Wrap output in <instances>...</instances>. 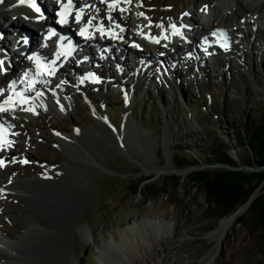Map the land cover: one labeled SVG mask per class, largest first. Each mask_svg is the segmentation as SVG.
<instances>
[{
	"label": "rangeland",
	"instance_id": "obj_1",
	"mask_svg": "<svg viewBox=\"0 0 264 264\" xmlns=\"http://www.w3.org/2000/svg\"><path fill=\"white\" fill-rule=\"evenodd\" d=\"M197 1L141 0V8L144 7L143 4L154 5V16L158 18V22L162 21V15L168 16L163 19L167 22L173 18L178 20L186 15V10L190 9L196 11V17H202L209 12L210 7L207 8L206 5L200 4L211 2L219 9L221 7L230 8V3L234 4V8L240 6L239 0H210V2L200 0L199 3ZM246 1L257 8L264 4V0H259L258 3L253 0ZM132 2L122 6L129 7L127 9L129 11ZM133 6H135L134 3ZM173 6L174 12L171 10ZM257 8L255 10L259 9ZM93 12L95 11L91 13L94 14ZM137 14L134 11L133 17L137 18ZM217 14H220L219 10L215 11L214 16ZM134 18L132 20H135ZM243 18L250 21V18ZM14 21H11L9 26L12 25L15 28V24H12L16 23ZM132 23L136 27H141L135 25L134 21ZM232 23L235 24L236 19L228 18L224 25L230 27ZM252 23L257 25L255 20ZM257 27L261 31L260 39L254 37L248 41L246 38L245 43L242 35H231L232 41L236 38L237 41L234 42L241 43L244 47L242 54L236 57L238 61L232 62L231 68L227 63L228 58L224 56L226 60L224 59L221 65L216 62L210 65V69L206 71L208 72L207 77L202 81H194L191 84L183 83L179 87L180 94H176L178 99L173 98L171 92L166 93L161 89V84L164 82L162 83L159 77L156 80V69L154 73L153 71L150 73V78L154 77V84L160 89L150 87L149 91L141 90L139 85L134 86V81L126 80L125 85L131 84L134 91L140 89L135 102L131 105L132 114L130 115L129 111L125 110L129 106L122 101L123 96L109 91L101 93L100 97L96 94L89 95L91 99L93 97L97 99V105L94 104L98 111L96 113L104 118L106 114L109 115V110L111 117H108L113 120L117 128L122 125L121 119L123 126L125 123L130 125L129 128L125 127L122 134L119 133L123 137L121 143L117 144L113 137L114 132L97 118L100 122L98 123L94 116L90 115V109L84 108L80 103L78 104L82 108L79 112L72 113L71 118L65 120L56 118L55 121L51 115L31 117L26 120L16 119L22 124L15 134L24 133L31 138L33 135L34 138L37 137L35 141H30V147L27 146L28 140L24 137L26 150L29 155L37 159L31 163L41 162V166L48 165L42 170L37 168L34 174L30 170V176L25 172L21 173L23 179L28 181L38 175V172L45 174L44 170L49 168L50 173L57 176L55 182H63L68 186L67 189L81 193L75 201L73 212L70 213L69 222L72 223H69L64 231L68 257L62 264H96L99 257L98 251L105 242L112 240L111 234L118 238V233L128 226L129 222L149 221V219L159 221L161 228L155 243L141 241V249L145 251L141 256V264H156L154 262L157 264H204L207 255L214 253L213 245L207 241L206 234L215 227L221 215L219 216L220 212L216 205L207 202L200 189L198 190L188 180L193 172L199 170L240 171L248 174L262 172L263 178L252 195L257 193L254 200L257 198L264 200V168L256 171L254 169L257 166L247 164L250 149L243 140L244 127L250 124L252 118L264 114V47H262L264 26L261 25L260 20ZM192 28L195 30V27L192 26ZM225 29L230 30V28ZM200 30L202 29L198 31ZM212 30H207L210 35ZM145 49L134 52L139 55H150L151 53H146ZM234 53L233 51V55ZM193 54L195 55L194 52ZM164 58L169 57L164 56ZM125 61L129 59L124 56L122 64ZM159 61L161 59L157 61L158 64ZM132 62L137 64L134 60ZM172 62H174L172 70L168 71L166 76L170 73L173 76L177 75L175 61L172 60ZM161 64H164L163 60ZM162 74L164 73L160 74L161 77H163ZM68 78L69 75L58 77L65 84L67 92L74 89L73 85L68 83ZM179 98L182 100L179 101ZM124 103L125 106H123ZM103 112L106 114L104 115ZM189 120H191L190 124ZM31 121H34L35 125L26 127V123ZM140 121H143L144 125ZM22 128L25 130L23 131ZM51 128L64 133L65 143L55 139L51 134ZM239 134L243 135L239 138ZM165 135L169 143L168 149L171 146L169 153L172 157L170 154L169 156L172 161L166 157L164 152L167 148ZM18 147L16 148L19 151ZM36 147L39 148L36 149ZM217 147L227 152L230 160L236 165L217 162L215 158ZM180 158L190 165L179 164L177 160ZM175 162L178 164H174ZM168 164L175 169L188 171V173L185 175L159 174L157 170ZM13 169L14 167L9 170ZM60 171L61 173L57 174ZM140 177L146 179L141 184V189L147 185H154V189L161 195L153 197L149 191L145 190L143 194H132L127 186ZM173 178L179 179L178 185ZM1 179L2 182L5 177ZM43 179L50 180L49 178ZM34 199L35 201H32ZM39 202L44 203L47 200L32 194L30 200L25 201L28 206L29 204L34 205L39 215L46 218V210L38 204ZM12 208L16 209L11 211L12 221L21 224L22 228L27 227L29 208L22 209L18 204L11 205L10 209ZM249 208L239 217L242 221H238V218L226 236L224 243L214 256V264H264L263 231L255 222L254 213L250 212ZM1 226L2 223H0V230ZM7 230L14 235L19 233L16 228L5 227L4 232ZM107 251L106 264H124L118 259L119 257L124 259L118 248H109Z\"/></svg>",
	"mask_w": 264,
	"mask_h": 264
},
{
	"label": "bare ground",
	"instance_id": "obj_2",
	"mask_svg": "<svg viewBox=\"0 0 264 264\" xmlns=\"http://www.w3.org/2000/svg\"><path fill=\"white\" fill-rule=\"evenodd\" d=\"M105 1H107L109 4L114 2V0H105ZM253 1H255V3L259 2V0H253ZM128 2L129 1L127 0L126 1L119 0V3L116 4V6L121 5V4L127 5ZM82 4L84 3L78 2L77 6H80ZM232 5L228 9L223 8V7L220 8L219 9L220 14H217L216 16H214V13L215 11H218V10L216 9L217 6H214L212 9L209 10V13L207 15L208 18L207 19L205 18V20L203 17H199V19L194 18L195 15L187 11V15L185 16L184 19L181 20V24L185 23L186 21H190L192 26L196 27L197 29H199L198 24H201L202 26H206L208 31L213 29L211 31V34L217 33L218 35L219 30L217 31V29H220L222 27V20L224 19V22H227L228 18H231V19H237L236 23L233 25L236 28L232 29V32L234 34H242L243 36L244 35L249 36L248 39H250L252 37V34L250 33L246 35V33L244 32L246 28L249 26H252L253 34L255 33L254 29H256V33L261 34V31L259 30L257 25L248 21L247 19H244L243 17L249 18L251 14L258 13L260 15L259 17L260 23L262 26H264V23H263L264 22V4L258 7L259 8L258 10H255L256 6L253 7L251 3L246 2L245 0H240L239 8H233ZM108 11L110 12V14L113 13V10L110 11L108 9ZM5 12H10L9 14L10 16L17 15L16 16L17 22L12 23V24H17V26H19L20 28V32L25 33L26 36H33L35 34V31H33L32 27L36 26V24L32 23L31 19L32 17H36V14L28 10L27 2L24 4H21L20 2H13V3L6 2L4 5L0 7V16ZM23 14L27 18H29L28 24H26V20L22 19L21 17V15ZM219 15H220V18H219ZM86 18H91V17L86 16ZM239 19L242 20V22H240ZM25 25H28L30 29L26 28ZM10 27L12 29H15L13 28L12 25H10ZM109 28L112 29L111 27ZM0 31H3V30L0 28ZM111 31L112 30H110V32ZM142 32H145V31H142ZM180 32L182 33V35H180L181 37L182 36L185 37V34L191 37V39L189 37L188 38L185 37L186 39L184 40V44L187 45L186 50L188 52H192V54L194 51L191 50L190 42L198 41V43H202V44L205 43L206 37L203 34L207 32L206 30L202 33L200 32L197 33V30L195 31L192 28V30L188 34L187 33L188 30L182 28ZM163 33L167 37V39L163 38L165 37L164 35H162L163 37H161V39L165 40L164 41L165 44L167 45L175 44L176 38L174 37V35L172 36L170 35L171 34L170 29H166L165 32L163 31L161 32V34ZM114 34L115 32L113 33V35ZM125 35L128 38H131V35H129L127 32H125ZM15 38L19 39L20 34H16ZM260 38L261 36L258 37L257 39H260ZM101 39L102 38H97V40H101ZM131 39H134V38H131ZM235 39L234 41H237ZM135 41H136V47L133 51H141V50H137V48L141 46V44H144V45L147 44L148 46H151V47L154 45L152 42L146 41L145 39H142V37L140 36H137ZM103 45H106V43L100 45L99 47ZM208 45H209L208 46L209 48L219 51L217 48V42L216 44H214V40H213V43H209ZM241 47L242 46L240 44L234 43L230 46V49L236 52H241ZM208 51L211 52V50H208ZM178 52H179V49L176 48V52H174L172 55H167V57L175 61L174 57L179 56ZM135 56L137 57V54H135ZM143 56L146 57V55H143ZM147 57L153 63V67L150 68V70L147 69V71L149 70L150 73L153 71L154 73V70L157 69V65H160L157 63L159 58L157 59L151 54L148 55ZM89 62H92V61H88L87 63ZM136 62L137 64H139V61H136ZM22 63H23L24 70L25 71L31 70L34 76L35 71L30 67L28 62L22 61ZM73 69L76 74H80L83 71L81 67H77ZM14 75H15V71L11 69L9 71V67H7V73L5 74L1 73V68H0V85L4 87L3 81L7 83L9 78L13 77ZM162 76L171 77V73L168 74L167 76L165 74H162ZM138 77L139 79H144L147 82L149 81L150 83H153V84L155 83L154 77L150 78V75H147L146 73L141 72V70L138 71ZM159 77H161V75H159ZM80 85H82L80 81L76 82L75 89L78 91L79 90L81 91ZM84 85L86 84L84 83ZM137 85L138 84L135 83L134 86L136 87ZM37 86L41 87L42 93L51 92V90L49 89V83L43 84V83L38 82L35 85L36 87L35 91L38 90ZM167 86L169 87L170 91L174 93L175 88L171 87L170 85H167ZM18 88H20V86H18ZM52 93L56 99L52 101V104L46 102L44 100V97L43 98L39 97L35 100H30V103L25 106L34 107L35 110L37 109V107H45L49 110L58 109L60 111L66 112L68 110L66 107V103L64 100H62L59 97L58 91L54 90ZM35 96H36V93H35ZM126 112H128V110ZM97 117L98 119L103 118L101 114L99 113H97ZM125 127L129 128L130 125L128 123H125V126L122 127L123 132H124ZM59 140L65 143L64 141H62V139H59ZM165 140H166V135H165ZM15 146L18 147L17 144ZM18 148H19L18 153L23 152L20 146ZM1 157L2 155L0 154V158ZM169 163H170V159H169ZM60 170L62 171V169ZM44 171H45V174L43 175V178H49L50 179L49 181L44 180L42 177L36 180H33V181L32 180L22 181V180H14V179L6 181L5 179L0 184L1 190L14 191L16 195L20 197L19 199L24 198V200H30V195L33 194L35 197H39L40 199L46 198L47 200V202L38 203L39 205H42L45 208L46 214H47L46 218H42L43 216L41 215L42 216L41 217L39 215V213L36 210V207L32 204L31 205L29 204V206L27 205L29 207V211L27 214V224H28L27 227L22 228L21 224L16 222L14 223V228H16L19 231L17 235L11 234L10 230H7L6 232H4V234L7 237H9L11 240H3V242L0 241V264H62V262H64V260H66L68 257V253L66 251L67 246L65 245L67 241L65 240L64 231L68 227L69 223L70 224L72 223V222H69V217L71 215L70 213L73 212L72 209L75 206V201L81 193L77 190L74 191V190L67 189L68 186L65 185L63 182H55L54 180H56L57 176L52 175L49 171V168H46ZM61 171L57 172V174H60ZM157 171L159 172V174L177 173V174L185 175L186 173H188V171L186 172L185 170L182 171L179 169H175L171 164H168L167 166L163 168H159ZM2 194H5V192H2ZM255 196H257V193H254L251 196L249 201L239 206L235 211L221 217L217 221V224L215 225V227L211 229L209 232H207L206 238H207V241L212 243L214 253L211 255L209 254L207 255V257L205 258L204 264H214L215 263L214 256L216 252H218V249L224 243L226 236L230 233L231 229L236 224L237 219L242 214H244L249 208V206L252 204L251 202L255 199ZM32 201H35V199ZM160 228L161 227L159 226V221H157L156 219H149V221L142 220L140 222H134V223L129 222V225L124 227L118 233V238H115L114 235L111 234L112 240L108 241L107 243L105 242L104 243L105 246L103 245V247L100 248L99 250L100 254L97 259L98 264H106V261L108 260L107 253L108 251H110V250L107 251V249L109 248L111 249L114 247L118 248L119 252L123 254L124 259H122L121 257H119L118 259L121 262L123 261L124 264H141V256L145 252L143 249H141V241H148L150 243H155V240H156V237L158 235V231L160 230ZM114 261L117 262V260H114ZM154 261L155 259L153 260V262ZM154 263L157 264V262H154Z\"/></svg>",
	"mask_w": 264,
	"mask_h": 264
},
{
	"label": "trees",
	"instance_id": "obj_3",
	"mask_svg": "<svg viewBox=\"0 0 264 264\" xmlns=\"http://www.w3.org/2000/svg\"><path fill=\"white\" fill-rule=\"evenodd\" d=\"M244 137L243 140L246 142V146L250 149L248 154V165L249 166H264V114H260L257 118H252L249 125H246L243 129ZM243 134H239V138ZM215 158L217 162L221 164L228 163L231 166L236 165L230 160L227 152L217 147L215 149ZM179 164L190 165L187 162H183L184 159L180 158L177 160ZM175 164H178L175 162ZM263 178L262 172L245 173L240 171H227V170H213L204 171L199 170L193 172L188 180L196 187L200 192L205 195L207 202L214 203L218 208L220 214L224 216L228 213L235 211L239 206L244 204L253 191L260 183ZM176 184H179L178 178H173ZM146 179L140 177L133 183L129 184L132 194L136 195L143 192H148L153 196L157 197L161 193L154 189V185L145 186L141 189V184ZM145 190V191H144ZM146 196V195H145ZM147 201V200H146ZM249 211L254 213V220L260 226L263 231L264 239V200L257 198L252 202ZM238 221H242L241 218Z\"/></svg>",
	"mask_w": 264,
	"mask_h": 264
},
{
	"label": "snow or ice",
	"instance_id": "obj_4",
	"mask_svg": "<svg viewBox=\"0 0 264 264\" xmlns=\"http://www.w3.org/2000/svg\"><path fill=\"white\" fill-rule=\"evenodd\" d=\"M26 2L31 3V0H20L21 4H24ZM130 2V0H129ZM0 3H3V0H0ZM119 3V0H114L113 3L109 4V10H113V8L116 6V4ZM31 6L33 8L36 9L37 12L40 11V9L38 7H36L35 3H31ZM73 9H75V5L73 4V0H67V3L61 4V11L59 13H57V15L60 17L58 23L64 25L67 24L69 22L68 17L72 15L73 13ZM97 11H99L97 9ZM123 11V9H122ZM84 12V8H79V9H75V22L77 24L81 23V19H82V14ZM140 15H143V13H141ZM92 19H89L87 21V24L84 27H81L79 30V35L84 36L86 39H91L92 38V33L89 32V28L93 27V23H92ZM109 20H111V16H109ZM117 27H119L117 25ZM158 27H163L162 25H158ZM171 28L173 29V35H182V33L180 32V30L176 27V25H171ZM97 31H99L101 33V35L104 34L105 30L103 28V26L101 25L100 27L96 28ZM121 31H123V29H121ZM56 33L52 30L49 31V37L52 35H55ZM212 35H217V33H213ZM219 35L221 37L224 36V33L221 32L219 33ZM148 39H151L153 42L155 43H159V39L157 38H152V37H147ZM164 39H167V37H163ZM205 43H207V38H205ZM225 47H227V44L224 45ZM71 47H69L67 49V51L64 50V48L62 47L61 50L56 54V58L59 59L61 56H66V55H71ZM28 60L33 61L35 63L36 66V71H35V75L33 76L31 70H26L23 73V80H21L20 82H26L27 83V87H25L24 89L17 91L16 90V86L18 81L17 80H13L12 82L9 83L8 85V89L11 90V94L7 96V98H5L2 102H0V113H6V112H15L17 110V108H19V110L21 111H25V112H35V108L34 107H25V105H28L30 103V100H35L39 97H41L43 95L42 92L40 91H36V96L29 98L28 96L25 95L26 92L29 91H33L35 90V85L39 82V83H43V84H48L50 83V81L45 80V79H41L43 77L46 76H52L55 75L56 73V67H55V63L56 61L53 60L51 62L48 63H42L41 59L37 56H29L27 57ZM3 61L0 60V67H2L3 65ZM83 82V80H81V83ZM63 83V82H62ZM59 87V85H58ZM5 92V89L0 88V95H3ZM7 135V130L4 128V126L2 124H0V150H3L5 147H10L12 145V141L8 140L6 138ZM23 163H28L27 160L23 161ZM4 166V161L0 160V167Z\"/></svg>",
	"mask_w": 264,
	"mask_h": 264
},
{
	"label": "water",
	"instance_id": "obj_5",
	"mask_svg": "<svg viewBox=\"0 0 264 264\" xmlns=\"http://www.w3.org/2000/svg\"><path fill=\"white\" fill-rule=\"evenodd\" d=\"M264 168V166H262V167H257V168H255L254 170H261V169H263ZM250 198H251V196H250ZM250 198L247 200V201H249L250 200Z\"/></svg>",
	"mask_w": 264,
	"mask_h": 264
}]
</instances>
